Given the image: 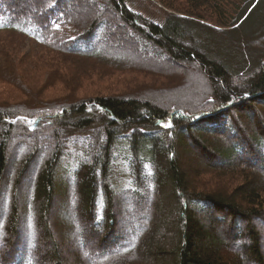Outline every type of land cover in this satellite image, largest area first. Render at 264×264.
I'll list each match as a JSON object with an SVG mask.
<instances>
[{"label": "trees", "instance_id": "16d2710c", "mask_svg": "<svg viewBox=\"0 0 264 264\" xmlns=\"http://www.w3.org/2000/svg\"><path fill=\"white\" fill-rule=\"evenodd\" d=\"M159 1L186 18L172 15L162 25L156 24L134 14L124 0H100L97 8L82 0H0V31H15L35 42L38 49L48 53L49 59L44 61L48 68V62H59V67L50 72H59V82L71 90L77 89L86 74L82 66L121 71L138 61L134 58L132 63L119 64L118 55L109 49L122 28L132 30L151 54L168 58L175 65L198 68L212 89L207 106L190 116L185 109L175 112L169 106L136 96L81 99L66 106L40 103L43 90H32L24 79L11 78L27 94L28 101L15 107L0 106V187L10 170L15 180L12 214L6 225L3 220L0 225L3 234L10 236L8 246L21 238L27 204L23 205L18 192L38 153H42L36 136L50 131L43 165L36 171L39 179L32 183L31 177L28 184L32 186L28 221H34L30 225L33 239L29 238L31 244L27 241L23 248L15 246L18 254L25 256L15 264H28L31 255L36 256L34 250H39L42 240L39 219L45 239L55 250L52 258L66 264L56 250L60 244L52 220L60 194L56 167L62 157L71 156L63 150L65 132H70L68 146L74 144L77 152L68 183L79 209L78 223L81 221L85 230L79 223L82 245L88 243L87 228H100L104 219L106 226L101 233L108 239L104 243L110 245L104 257L111 263L264 264L262 229L257 223L264 226V179L252 177L258 176L256 166L264 170V114L256 110L260 105L264 109V0H184L183 4ZM28 4H32L33 12ZM81 6L85 11L78 16ZM132 53L139 54L137 49ZM63 61L76 64L72 65L76 71L63 70ZM3 66L9 73L17 69L13 59L0 49V69ZM244 113L257 117L258 136L243 129L239 114ZM195 130L218 136L222 146L211 145L205 133L203 137L195 136ZM177 131L187 134L195 144L191 145L197 149L198 159H193L191 165L176 155ZM15 133L32 134L34 142L20 160L10 164L8 151ZM121 167L126 168L130 181L128 187L118 191ZM229 186L230 190L234 187L231 195L227 194ZM64 188L66 192L68 187ZM160 189L161 198L155 205ZM181 197L184 206L175 203ZM118 199L119 208L122 204L128 206L131 220L124 227L119 217L123 231L114 230ZM142 207L149 210L145 217L148 224L141 221L132 225L131 217H139L134 211ZM199 209L205 216L196 215ZM131 212L136 214L132 216ZM216 228L220 229L219 236ZM89 235L96 247L100 245L92 230ZM164 236L163 242H158ZM233 242L242 249V259L228 261L221 254L227 253ZM116 243L119 246H114ZM114 252L117 254L111 260Z\"/></svg>", "mask_w": 264, "mask_h": 264}, {"label": "rangeland", "instance_id": "374dc122", "mask_svg": "<svg viewBox=\"0 0 264 264\" xmlns=\"http://www.w3.org/2000/svg\"><path fill=\"white\" fill-rule=\"evenodd\" d=\"M82 1H86V4H89L91 8H97L98 4L101 3L100 0ZM164 1H167L168 3H175L177 1L179 4L184 3V0ZM124 2L128 9L131 10L134 14H139L148 21L156 24L162 25L165 20L172 15L186 18L184 14H181L182 12L178 13L165 7L159 0H124ZM28 5L29 6L27 8H29V10L31 11L33 9V6L32 4ZM33 11L34 10H32V12ZM69 11H73V8L70 7ZM84 11V6L79 7L77 10L78 16L83 14ZM194 21L204 23V21H199L196 19H194ZM131 31L132 30L128 29L124 30L123 28L120 29L122 35L119 32V38L117 42L114 44H110L109 49L110 51L116 52V54L118 55L117 58L119 59V64H126L127 61H130L132 63V60L134 58H136L138 61H134V65L130 66L129 70L121 71H112L107 66H104L102 68L95 66L97 69L82 66V69L86 70V74L83 75L81 79L79 78L80 84L77 85V89L72 90L65 87L64 85H62V83L59 82L61 80L57 75L59 74V72H50L54 68L59 67L57 64L59 62H53V64L51 62H48V68L45 65L44 61H48L46 59H49V55L45 51H42L43 49H38L35 42L15 31H0V49L7 53L9 57H11L17 64L15 73L14 71L13 73H9L8 71H6L5 66L1 67L2 69H0V106L10 105L12 107H15L23 105L26 101H28L27 94L22 92L17 86H15V84H13L11 80V78H20L24 79L26 85L31 89L33 88L34 90L38 91L43 90L42 95H40V98L42 100L39 101L40 103H64L66 106V104L70 102L79 101L81 99L106 96H136L141 97L142 99H145L147 97L151 100L156 101V103L161 104L163 107L169 106L170 109L175 112L185 109L188 111L187 113L190 114V116L193 114V112H199L203 107H206L209 98L212 96V89L211 84L206 80V77L199 72V69L194 66L175 65V63L172 64V61L168 60V58H163L161 56L151 54L149 52L148 46L145 45V47L147 48H144V46H142L143 42L140 43V41L137 39L138 37H134ZM133 37L135 42V44L133 43L134 45L130 42V40H133ZM135 49H137L139 54L135 53V55H133L132 52H135ZM146 49L147 51H145ZM231 51L233 53L235 52V49ZM143 52L145 54H143ZM148 56H151L152 59H148ZM158 59L163 60L159 61ZM73 64L74 63L63 61V66L60 67L65 71L73 72L76 71V67L72 66ZM74 65L76 66V64ZM99 69H101L102 71L100 72ZM4 72L7 73V75L3 74ZM185 106H187V108ZM256 110H258L257 112H262V114H264L262 105L258 106ZM239 115L238 116L244 125L242 127H245L243 129L248 132L252 131L255 136H258L257 134H259V128H257V117L251 118L246 113ZM46 131L47 132L45 134H41L38 137L36 136L38 144L37 147L40 146V148L42 149V153H38L37 159L34 161V166L30 167L28 174L24 178L22 189L21 186L19 187L20 193L18 192V194L19 196H21L20 201L23 203V205L25 203L27 204L26 214L25 212H23L24 217L21 223L22 227L20 228V241H12L13 244L11 246H8V244L10 243V236L3 234L4 231H1L0 229V262L2 264H15V260L25 259L24 254H18L19 248L15 246L19 245L20 248H23V244H27V241H29L28 245L31 244L29 238L33 239L34 229H32L30 225H34V221H28L29 218H31L29 217V215L32 212V210L30 209L31 205L28 204L32 186H29L28 184L31 177L33 180L32 183L39 179V172L37 173L36 171L39 170V168H41L43 165L44 153L46 152L45 145H48L47 142H49L48 138L50 136V131ZM177 132V147L179 151L176 155L182 162H188V164L191 165V163H193V159H198V152L196 151L197 149L191 145L193 143H191L187 134L180 131ZM65 133L67 135L66 138L70 139L68 136L70 135V132ZM204 133L208 135L206 139L211 141L209 142L211 145L215 144L218 147H220L219 145L222 146V143H218V136L203 132V130H195L192 134L197 137H203L205 136ZM15 134L16 135H13V137L11 136L12 140L8 151L10 155V164L15 161L14 159H16V161L20 160L22 156H24L23 154L33 145L34 142L32 134ZM66 138H64L65 146L63 150L67 153L71 152V156L62 157L61 161H59L56 167V182L57 186L59 187L58 193H60L58 201L56 205H54V213H52V220L54 219L55 223L53 225V230L56 234V241L60 244L59 249L56 248V250L59 251L60 256L64 259V262L66 264H115V262L111 263V260H114V256L117 254L116 252L112 253V256L110 257L111 262H109V259L106 260V258L104 257V255L107 254V251H109L107 247L110 246L109 243H104L108 239H106L104 235H102L103 233H101V231L105 229L106 226V222H104V219L100 228H96L94 227V225L93 228L91 226L87 228L89 229V233L92 230L94 238L97 239L96 241L99 242L100 245L98 244V246L96 247V242L92 241V238L90 239L91 236L88 232V243L85 246L81 244L79 223L83 228V232L85 230L81 221H79L78 223L79 209H77L78 206L75 205L76 201L74 198V194L72 193L70 185L68 183V177L70 178V175H72L71 168L76 162L75 156H77V152L74 144H72V146H68L69 142L67 141L68 139L66 140ZM16 166L17 162L13 164V167ZM256 168V173L258 174V176L252 175V177L260 180L264 179L263 168H260L258 166H256ZM13 173L14 172L12 170L9 171L5 182L0 187V225L1 222L4 221L3 226L7 224V220L9 221L13 209L15 182V180L13 179ZM247 175L248 173H246V176ZM129 181L130 178L126 168H118L116 190L119 191L123 188L128 187ZM238 183H240V181H238ZM65 186L68 187V189H66V192L64 188ZM228 188L230 190V186ZM233 189L234 187H232L231 190L227 192V194L231 195ZM161 192L162 190L160 189L158 195L154 198L153 202L155 205H157L158 200L161 198ZM64 193L66 194L64 199H59L61 198L60 195ZM100 202L103 201L100 200ZM117 203L118 209L116 210V221L118 222V226L115 225L116 227L114 230H119V228H121V230L123 231V227H119V217L120 222L124 225V227H126L125 225H130L131 220L128 219L129 216L127 215L128 206L122 204L119 208V199ZM175 203L181 204L182 206L185 205L184 199L182 197ZM186 206L188 207V204ZM19 207L21 208L20 204ZM142 208L143 209L141 210L136 209L134 211L139 214V217H137V215L133 216V214L136 213L131 212V215L133 216L131 218L134 219L132 221V225L141 223V221L147 223V221H145V217L147 216L146 214L149 212V210L146 207L145 209L144 207ZM197 214L201 217L205 216L204 212H202L200 209L198 212L196 211V215ZM3 217L5 218V220L3 219ZM38 217L39 215H37V218ZM152 219H154V214ZM257 223L262 229V238L264 245V226H262L261 222L259 221H257ZM38 224L39 229L42 231L40 237V239L42 238V240H40V243L44 245V247H41L40 244V246H38L39 250H34L33 248L36 256H34V254L33 256L31 255V260L27 263L42 264L44 261H46V264H59L55 258H52V253H54L55 250L52 247L51 242L45 239L40 219ZM218 228L215 229L217 236H219L218 234H220V229ZM164 238L165 236L159 237V239L157 240L158 242L162 243ZM169 238L172 239L173 237L169 235ZM222 238L224 237L222 236ZM114 246L119 245L116 243L114 244ZM54 247H56V245H54ZM140 247H142V244L139 245L138 251H140ZM241 254L242 249L236 246V244L233 242L230 243V248L227 253L223 252L221 255H223L228 261H232L237 257H240L242 259ZM41 256H43V259ZM227 260H225V262H227Z\"/></svg>", "mask_w": 264, "mask_h": 264}, {"label": "snow or ice", "instance_id": "6c2138e0", "mask_svg": "<svg viewBox=\"0 0 264 264\" xmlns=\"http://www.w3.org/2000/svg\"><path fill=\"white\" fill-rule=\"evenodd\" d=\"M166 126H169L170 127V125H166Z\"/></svg>", "mask_w": 264, "mask_h": 264}]
</instances>
